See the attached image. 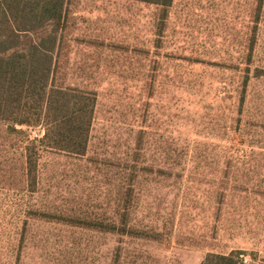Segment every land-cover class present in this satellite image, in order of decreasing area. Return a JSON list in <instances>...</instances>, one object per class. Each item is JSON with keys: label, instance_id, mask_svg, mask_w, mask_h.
I'll return each mask as SVG.
<instances>
[{"label": "rangeland", "instance_id": "obj_1", "mask_svg": "<svg viewBox=\"0 0 264 264\" xmlns=\"http://www.w3.org/2000/svg\"><path fill=\"white\" fill-rule=\"evenodd\" d=\"M70 1L89 146L43 150L33 185L17 151L41 129L0 139V262L264 259V0H174L161 29L154 6Z\"/></svg>", "mask_w": 264, "mask_h": 264}, {"label": "trees", "instance_id": "obj_2", "mask_svg": "<svg viewBox=\"0 0 264 264\" xmlns=\"http://www.w3.org/2000/svg\"><path fill=\"white\" fill-rule=\"evenodd\" d=\"M133 1L161 12L156 24L161 29L174 0ZM70 3L0 0V139L23 135L27 128L41 129L40 138L17 151L33 185L43 150L86 154L95 119L97 91L74 83L64 71L68 67L64 51L70 48L66 36ZM118 258L119 254L114 261ZM201 264H264V259L233 248L209 252Z\"/></svg>", "mask_w": 264, "mask_h": 264}]
</instances>
